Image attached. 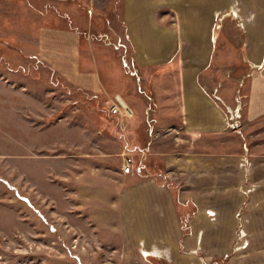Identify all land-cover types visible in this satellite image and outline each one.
I'll return each mask as SVG.
<instances>
[{"label":"rangeland","instance_id":"obj_1","mask_svg":"<svg viewBox=\"0 0 264 264\" xmlns=\"http://www.w3.org/2000/svg\"><path fill=\"white\" fill-rule=\"evenodd\" d=\"M160 1L159 28L161 16L175 22L164 65L139 60L128 0H0V264H264V186L251 181L264 115L247 114L264 82V0ZM60 33L75 36L77 69L97 73L99 89L56 68ZM191 84L201 109L187 106ZM117 95L131 116L113 113ZM210 106L222 129L190 131L184 116ZM216 152L234 154L223 187L214 167L193 169ZM141 176L160 190L138 235ZM198 195L223 236L194 235Z\"/></svg>","mask_w":264,"mask_h":264},{"label":"crops","instance_id":"obj_2","mask_svg":"<svg viewBox=\"0 0 264 264\" xmlns=\"http://www.w3.org/2000/svg\"><path fill=\"white\" fill-rule=\"evenodd\" d=\"M129 4L126 6L125 5V13L126 16L127 14L129 15V28H130V34L134 40V43L137 47V56L139 58L140 61H143V55L147 56V58L149 60H151V63H156V64H170L168 63L170 56L172 55V53L169 52V45L170 44H174V38H173V34L171 32V28L174 27L173 25H171L174 22V18L173 16L171 17H167V16H161V20L167 21L165 24L167 25L166 27H161L159 28L157 21H156V17H157V12L159 11L158 8H161L164 3H162L160 0H128ZM197 2V1H196ZM172 4V3H171ZM205 0L202 1L199 0L197 9L198 10H202L203 7H205ZM173 5V4H172ZM174 6V5H173ZM183 27L184 28H188L189 27V20L188 18L186 19L185 16H183ZM186 19V20H185ZM168 22L170 24H168ZM187 24V25H186ZM170 25V27H169ZM186 25V26H185ZM72 35V34H70ZM60 37L59 40L54 41V43L52 44V46L50 47L51 50H56L59 54V56L57 57V59L55 60V66L56 68L62 70L65 74L71 75L73 77L76 78L77 81H81L83 82L86 86H90L93 89H99V76L97 73H83L80 72L77 69L76 66V62H77V55L80 53V51L77 49V45H76V41H75V36H68V34H65L66 37H64L63 33H60L58 35ZM194 40L195 43H200L201 44V40L199 39V36H195L192 38ZM191 40V39H190ZM191 40V41H193ZM201 48V47H200ZM198 48V49H200ZM193 49L195 50L196 47H193ZM187 51H190V48L187 49ZM191 52V51H190ZM143 53V55H142ZM169 53V54H168ZM198 61V60H197ZM78 71V73H77ZM189 71L191 72V69H189ZM255 86H254V90L255 88H257L259 90V92H256L257 95L254 96L256 99H253V103L251 104V108H249L250 110L248 111V120H254L257 117L264 115V82L263 81H259L256 80L255 81ZM193 87H196L194 84L190 85V89H188V95L190 96L189 101L187 106H198L200 109L202 108V104L200 102V100H198V97L201 96V92H199V94L197 96L191 97V92L194 91H199V89H193L191 90ZM254 92V91H253ZM204 99H206L204 97ZM186 102V101H185ZM186 105V104H184ZM209 114L207 115L206 112H204L203 114H200L198 112V115H195V111L191 112V115H185L184 116V120L188 125V129H195V125L198 124V127H202L200 128V130L198 131V133L201 132H205L209 127L211 130H218L222 129V121L220 119V116L218 114V112L216 110L213 109V107H208ZM195 124V125H194ZM195 127V128H194ZM191 131V130H190ZM207 132V131H206ZM203 155V154H201ZM236 155V154H235ZM204 156V155H203ZM208 156V155H205ZM225 156H227L226 160H223L224 154L221 152H216V154L214 155V157H211L212 159H209L208 157H205L204 161H200V164L196 165L193 169L196 171L197 168H201L204 167L206 172H208L212 167H214L215 169V175L211 176L214 180L213 182H218V186L219 187H223V174H224V170L227 169L228 166V162L230 160H232V157L234 156V154H226ZM264 161V160H263ZM193 163V162H192ZM263 162H259L258 165L255 168V173H253L252 175V182H255L257 184H262L264 186V165H260ZM226 167V168H225ZM141 170V169H140ZM203 171V169H202ZM123 175L125 176L126 173H123ZM206 175L209 177L210 175H208L206 173ZM215 177V178H214ZM141 179L144 181H139L137 185H135V188H133V193L135 195V201H133V203L135 204V206H133V210L135 211V223L134 224V231L136 232V234L138 235H143V216H142V209H143V204L147 203L148 207L146 208V210H144V214H146L148 211L152 212L153 208L156 207V203L157 202H153V199H156L155 196L156 194H154V192H158L160 189L159 186L156 184V182L154 181H146L147 179H149V177H142ZM188 180L192 182V179L190 178V176L188 177ZM235 180V181H234ZM241 179L239 178L238 175H236L234 177V179L231 181V183H239ZM239 181V182H238ZM154 182V183H153ZM190 182L191 186L192 183ZM157 187H156V186ZM158 189V190H157ZM131 191V190H130ZM258 192V191H257ZM256 192V193H257ZM256 193H251V200L250 201H255V197L254 195ZM103 195H105L104 192H102ZM98 196H100V193L97 194ZM155 195V196H154ZM196 197V200H195ZM199 199L201 201H203V203L197 199V196H194L193 201L194 203H198L199 205V210H197L196 212V216H195V220L197 221L195 223L194 226V235L200 234V236L203 238V236L206 235H211L209 233V230L212 231V234L214 232H217L219 235L223 236V232L225 231V229H223V227H220L221 224H210L207 219H206V215L204 212V206L206 205V202H204V200L202 199V195H198ZM167 202H171L170 206L164 207L163 210H166L165 212H163L165 215V217L167 219L173 218V216L171 215L173 213V204L171 200H168ZM231 202H233V205H237L240 202V199L234 198V200H232ZM126 204H129V199L127 198V202ZM208 205H212V204H208ZM126 208H130L131 207H126ZM208 208V207H205ZM213 210L211 211L208 210V216L213 215V211L215 210L214 207L212 208ZM235 207L230 211V214L234 211ZM146 211V213H145ZM154 212H156V209H154ZM147 216H151V214H148ZM219 216V214H218ZM259 216H261L259 214ZM210 218V217H209ZM215 218V217H214ZM260 218V217H258ZM211 220V219H210ZM214 220V219H213ZM212 220V221H213ZM207 225V226H206ZM198 231H200L198 233ZM167 233V232H165ZM214 236H216V234H213Z\"/></svg>","mask_w":264,"mask_h":264},{"label":"built area","instance_id":"obj_3","mask_svg":"<svg viewBox=\"0 0 264 264\" xmlns=\"http://www.w3.org/2000/svg\"><path fill=\"white\" fill-rule=\"evenodd\" d=\"M111 106H113L112 109H111L113 111V113L114 112H116V113L123 112V113H125V114H127L129 116H131L133 114L131 108L128 107L125 104V101L119 95H117L115 97V101L113 102V104ZM133 159H134L133 157H127V158H125V161H124V163L122 165V171L124 173L128 174V173L131 172V165L133 163ZM209 217H210L211 220L214 219V216L211 217L210 214H209Z\"/></svg>","mask_w":264,"mask_h":264}]
</instances>
